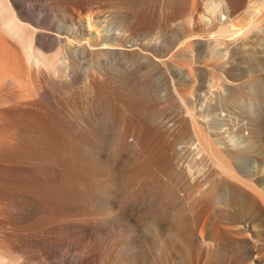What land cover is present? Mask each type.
Returning <instances> with one entry per match:
<instances>
[{
    "label": "bare ground",
    "instance_id": "obj_1",
    "mask_svg": "<svg viewBox=\"0 0 264 264\" xmlns=\"http://www.w3.org/2000/svg\"><path fill=\"white\" fill-rule=\"evenodd\" d=\"M41 1L0 0V85L23 87L33 71L43 80L29 95L42 114L0 127V223L17 227L0 240V264H135L133 248L118 231L147 227L160 245L167 234L169 245L174 240L185 247V236L206 255L229 244L264 264L258 164L242 172L251 191L228 181L218 192L206 183L205 190L187 195L173 159L157 142L176 128L147 91H159V73L151 81L155 71L146 77L147 69L125 68L128 59L142 57L166 66L182 120L192 130V179L207 177L215 156L245 183L238 171L247 168L244 153L255 146L256 132L258 145L264 144V137L258 139L264 120L244 121L242 106L246 100L264 103L256 93L261 86L251 80L248 99L222 85L237 69L232 59L243 42L264 39V0L239 23L232 13L240 0H204L202 11L195 9L198 24L182 23L168 41L172 47L147 28L144 9L151 0H104L97 11L58 3L53 14ZM165 1L167 8L179 4ZM189 56L215 60L227 77L207 76L179 59ZM230 102L238 112L229 110ZM210 206L234 216L238 236L209 222L198 225Z\"/></svg>",
    "mask_w": 264,
    "mask_h": 264
},
{
    "label": "rangeland",
    "instance_id": "obj_2",
    "mask_svg": "<svg viewBox=\"0 0 264 264\" xmlns=\"http://www.w3.org/2000/svg\"><path fill=\"white\" fill-rule=\"evenodd\" d=\"M206 1L214 2V0ZM103 2L104 0H42L40 4L45 6L53 14L54 10L52 8L58 3H67L73 7L80 8L82 11H89L90 9L97 11V8H99ZM176 2L179 4L175 7L167 8L166 4L168 2L165 0L164 2L151 0L149 5L144 9L146 14H149V24L147 25V28L150 29L151 32H158L159 38L164 39L170 47H172V44L169 43L171 42L170 39L177 34L179 26L182 23L192 19L193 24H198L201 13L196 12L195 9H197V11H202L204 0H188L186 3L176 0ZM258 2L259 0H240L238 6L232 13L233 16L236 17L235 20L238 21V23L246 21V18H249L252 11L257 7ZM258 21L259 24L262 25L263 17L259 18ZM249 57H253V59H249ZM179 59L183 64H195L199 68V71L205 72L204 74L207 76H214L219 79L221 77H227V75H221L220 71L215 69V65H213L215 60L213 59H196L194 56H189L188 59ZM232 61V66H235L237 69L230 71L232 75L228 78V83L223 84L222 86L229 90L236 89L239 93L244 94L249 99L248 96H250V93L247 91V87L251 80L256 81L261 86L260 90H257L256 93L260 94L259 96H261V99L264 101V39L261 43H258L254 38L246 39L243 42L242 52L236 54ZM131 62L132 60L128 59L125 68L133 67L134 72H141V69H143V71L147 69V71H145L146 77H151V73L155 71L151 81H155V75L159 73V83H155V87L159 85V91L157 89L156 91L147 89V91L150 97H152V101L158 103V106L160 107V115L164 117L165 120L171 122L176 121V128L172 130L170 136L165 138L159 137L157 142L161 148L169 152L173 159V163L179 174V183L185 187V193L187 195H192L195 192L205 190L206 183H211L212 186H214L215 191L218 192L221 190L222 184L228 181L236 182L251 191L252 189L247 185V183L249 184V181H247V177H244L243 173L247 169L250 170L255 168L258 164L257 169L258 171H261V177L264 176V144L258 145V142L256 141V135L258 132L253 135L255 146L251 147L252 150L250 149L248 152L244 153L247 156V168H245L246 166H243L241 171H238L240 178H242L245 183L236 180L233 174L222 169L218 158L215 156L212 158L213 166L207 177L199 176L196 180L192 179V176L194 175L190 174L188 168L192 156L191 149L193 148L194 143L190 137L192 130L189 124L182 120V115L180 114L178 107L179 101L169 87L166 66L160 64L157 59H152L150 57H142L140 62L137 63L132 62L134 63V66H129V63ZM149 63H151V65H149ZM155 67H157V69H155ZM233 73L238 75H233ZM193 75L196 78L198 77L196 72H193ZM240 82H242V84H240ZM42 84V77L37 71H33L32 75L28 78L26 77L23 87L10 88L6 86V84L0 85V127L7 122L18 119L33 121L36 116L42 114V112H38L37 101L29 97V95L33 94L37 87ZM147 87H149V85H147ZM116 101L121 103V100L118 98H116ZM246 102L247 103L242 106L243 115H241V119L244 121H258L259 118L264 120V103L257 102L255 105V103H251L250 100H246ZM228 108L231 112L239 111L238 106L234 102H230ZM45 111L46 110L44 109L43 112ZM246 115H250V119L249 116L247 117ZM252 116L256 118H253ZM261 136L264 137V129L258 134V139H260ZM10 148L11 147L7 145L5 151H10ZM233 169L235 170L234 167ZM249 172L251 173L252 171ZM251 176L252 175H250V177ZM257 179L259 178L257 177ZM261 197L264 201V194H262ZM227 198L228 197H226V200ZM233 217L232 214L230 215L227 212L226 214H222V211L216 208V206H210L200 212L197 223L199 226H202L204 222H209L213 226H219L221 231H226L231 235L238 236L235 233ZM184 220L188 222V217L185 215ZM16 229L17 227L10 223H0V240L8 238L13 231H16ZM118 234H120L119 239H123L125 245L133 248L134 256L138 259L135 260V264H255L254 260H252L253 258L250 259L243 257L240 248L237 249L229 244L222 243L221 246L223 247V250H213L211 255H206V253H198L196 246L185 236L181 237L184 241L185 239L188 241L186 242L185 247L180 244L179 241L174 240L172 241L173 244L169 245L165 240H167L166 238L172 239L170 234L162 236L161 240L165 244L160 245L156 240L152 239V233L148 227L147 229L142 230L134 229V231H131L130 233L118 231ZM261 243H263L262 247L264 248V239H262ZM263 255L264 251L261 252V256Z\"/></svg>",
    "mask_w": 264,
    "mask_h": 264
}]
</instances>
